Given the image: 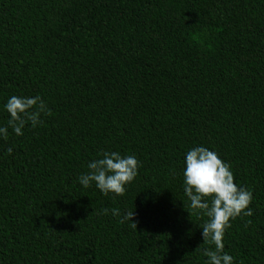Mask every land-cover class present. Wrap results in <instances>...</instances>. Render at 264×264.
Here are the masks:
<instances>
[{"label": "trees", "instance_id": "16d2710c", "mask_svg": "<svg viewBox=\"0 0 264 264\" xmlns=\"http://www.w3.org/2000/svg\"><path fill=\"white\" fill-rule=\"evenodd\" d=\"M37 94L53 114L0 139V264H203L196 146L253 194L225 251L264 264V0H0V124ZM104 150L139 161L121 196L77 182Z\"/></svg>", "mask_w": 264, "mask_h": 264}, {"label": "clouds", "instance_id": "9594fccd", "mask_svg": "<svg viewBox=\"0 0 264 264\" xmlns=\"http://www.w3.org/2000/svg\"><path fill=\"white\" fill-rule=\"evenodd\" d=\"M7 113V119L0 124V139L7 140L11 134L23 135L26 126L36 128L43 124L42 117L51 116L52 110L40 95H11L2 106ZM7 154H12L13 148L8 147ZM99 158L87 163V171L79 174L77 182L87 189L94 186L101 195L121 196L126 186L137 175L139 161L135 155H121L118 151H101ZM183 192L189 202V207L197 216L206 217L199 227L202 244L199 250L204 257L203 264H235L234 257L225 251L223 238L230 222L238 217H251L250 207L253 199L251 190L234 182L230 165L219 158L214 150L204 146L192 147L184 155L182 172ZM107 213L108 209H103ZM113 217H118L119 223L130 222L134 211L112 210ZM130 224L136 228L134 223ZM251 220L246 221L250 225Z\"/></svg>", "mask_w": 264, "mask_h": 264}]
</instances>
